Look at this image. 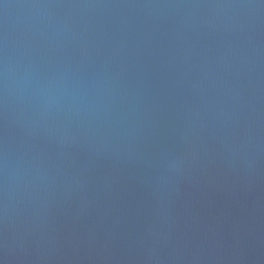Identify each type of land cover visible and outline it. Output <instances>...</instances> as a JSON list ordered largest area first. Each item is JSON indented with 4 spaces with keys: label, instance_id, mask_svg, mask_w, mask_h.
Returning <instances> with one entry per match:
<instances>
[{
    "label": "water",
    "instance_id": "water-1",
    "mask_svg": "<svg viewBox=\"0 0 264 264\" xmlns=\"http://www.w3.org/2000/svg\"><path fill=\"white\" fill-rule=\"evenodd\" d=\"M0 264H264V0H0Z\"/></svg>",
    "mask_w": 264,
    "mask_h": 264
}]
</instances>
